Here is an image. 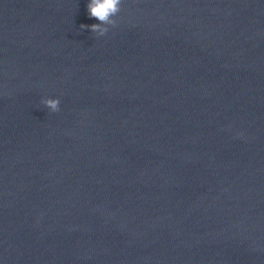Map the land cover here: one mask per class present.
Here are the masks:
<instances>
[{
    "label": "water",
    "instance_id": "obj_1",
    "mask_svg": "<svg viewBox=\"0 0 264 264\" xmlns=\"http://www.w3.org/2000/svg\"><path fill=\"white\" fill-rule=\"evenodd\" d=\"M87 2L0 0V174L264 226V0H123L103 37Z\"/></svg>",
    "mask_w": 264,
    "mask_h": 264
},
{
    "label": "clouds",
    "instance_id": "obj_2",
    "mask_svg": "<svg viewBox=\"0 0 264 264\" xmlns=\"http://www.w3.org/2000/svg\"><path fill=\"white\" fill-rule=\"evenodd\" d=\"M123 0H88L86 9L89 18H94L98 23L91 25L81 24L80 29H88L95 33L97 37L105 36L110 28L116 27L115 19L121 12ZM41 103L51 112L59 111V98H44Z\"/></svg>",
    "mask_w": 264,
    "mask_h": 264
}]
</instances>
